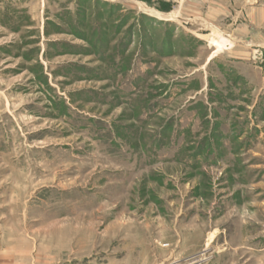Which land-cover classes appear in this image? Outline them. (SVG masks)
<instances>
[{
	"label": "rangeland",
	"instance_id": "1",
	"mask_svg": "<svg viewBox=\"0 0 264 264\" xmlns=\"http://www.w3.org/2000/svg\"><path fill=\"white\" fill-rule=\"evenodd\" d=\"M0 264H264V0H0Z\"/></svg>",
	"mask_w": 264,
	"mask_h": 264
},
{
	"label": "bare ground",
	"instance_id": "2",
	"mask_svg": "<svg viewBox=\"0 0 264 264\" xmlns=\"http://www.w3.org/2000/svg\"><path fill=\"white\" fill-rule=\"evenodd\" d=\"M158 16H160V14H157ZM226 38L224 36H220L218 41L215 40H211V42H215V43H220V45L224 44L226 42Z\"/></svg>",
	"mask_w": 264,
	"mask_h": 264
},
{
	"label": "trees",
	"instance_id": "3",
	"mask_svg": "<svg viewBox=\"0 0 264 264\" xmlns=\"http://www.w3.org/2000/svg\"><path fill=\"white\" fill-rule=\"evenodd\" d=\"M157 10H159V11H162V12H169L170 10H164V9H162V8H159V7H155Z\"/></svg>",
	"mask_w": 264,
	"mask_h": 264
},
{
	"label": "crops",
	"instance_id": "4",
	"mask_svg": "<svg viewBox=\"0 0 264 264\" xmlns=\"http://www.w3.org/2000/svg\"><path fill=\"white\" fill-rule=\"evenodd\" d=\"M225 38H226V37H225ZM226 39H227V38H226ZM227 41L229 42V44L232 45V42L230 41V39H227ZM227 41H226V42H227Z\"/></svg>",
	"mask_w": 264,
	"mask_h": 264
}]
</instances>
